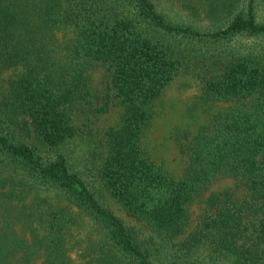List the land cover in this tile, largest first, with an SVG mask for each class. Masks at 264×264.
<instances>
[{
	"label": "trees",
	"instance_id": "16d2710c",
	"mask_svg": "<svg viewBox=\"0 0 264 264\" xmlns=\"http://www.w3.org/2000/svg\"><path fill=\"white\" fill-rule=\"evenodd\" d=\"M262 5L0 0V71L23 68L9 85V117L0 124V264H153L149 241L62 151L91 135L87 113L97 120L115 108L118 120L104 131L105 195L146 230L174 239L195 200L214 182L232 179L237 190L207 198L190 243L264 264V53L201 61L203 100L235 104L191 140L182 175L148 157L142 143L155 105L189 68L194 44L264 38ZM99 65L107 76L94 89L89 72Z\"/></svg>",
	"mask_w": 264,
	"mask_h": 264
},
{
	"label": "rangeland",
	"instance_id": "374dc122",
	"mask_svg": "<svg viewBox=\"0 0 264 264\" xmlns=\"http://www.w3.org/2000/svg\"><path fill=\"white\" fill-rule=\"evenodd\" d=\"M263 13L264 6L258 13ZM206 24V23H205ZM209 26L213 23L209 20ZM61 49L57 57H64V43L60 41ZM189 68L184 71L172 84L166 96L155 105L150 126L142 138L147 156L162 163L169 173L182 175L189 167L186 148L199 131L213 117L232 107V101L206 102L202 98L201 81L198 73L205 68L204 58L216 60L226 58L235 52L264 53V38H236L223 42H204L194 44ZM212 57V58H210ZM193 58H196L194 60ZM36 60V57H34ZM64 63H61L63 65ZM23 71V68H10L0 71V124H5L9 117L8 93L9 85ZM106 69L102 66L91 68L89 77L94 89L102 87L106 78ZM120 110L115 108L109 114L94 120L88 113L85 120L89 124L91 135L70 141L62 151L68 156L72 166L78 171L98 194L102 201L119 215L129 227L135 229L142 239L149 241V252L153 264H261L247 261L239 255H232L220 250L216 245L200 243L192 246L191 235L197 231L204 213L207 198L214 192L225 189L237 190L236 182L232 179H220L197 198L190 207V217L185 231L177 238H163L132 221L123 208L108 198L103 189L100 168L107 154L104 131L118 120ZM88 115V116H87ZM65 202H62L64 206ZM92 229L91 227L89 230ZM40 258L36 264H42Z\"/></svg>",
	"mask_w": 264,
	"mask_h": 264
}]
</instances>
